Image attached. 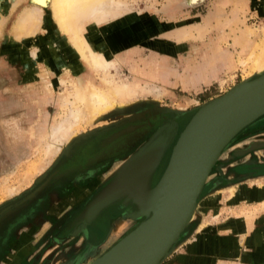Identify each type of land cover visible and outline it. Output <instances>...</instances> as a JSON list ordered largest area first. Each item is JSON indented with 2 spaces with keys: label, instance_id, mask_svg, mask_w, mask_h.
<instances>
[{
  "label": "rangeland",
  "instance_id": "374dc122",
  "mask_svg": "<svg viewBox=\"0 0 264 264\" xmlns=\"http://www.w3.org/2000/svg\"><path fill=\"white\" fill-rule=\"evenodd\" d=\"M12 2L0 0V18L4 17L0 24V205L28 189L62 155L68 154L73 144L92 134L149 113L152 118L159 114L155 126L166 120L167 114L168 118L186 121L202 101L244 80L248 57L264 35V0H124L123 10L107 18H93L87 21V28L90 33L100 31L107 36L99 44L108 48L114 45L109 59H115L116 65L109 66L108 71L112 79H122L138 91L123 106L84 123L75 141H66L51 155L45 153L44 143L61 111L62 99L71 91L65 85L68 83L62 85L58 78L78 76L86 73L88 67L70 51L65 53V38L54 29L52 14L45 11H40L35 31L14 37L19 14L34 3ZM112 28L114 34L106 32ZM181 28L187 31L184 36L177 35ZM241 35L251 43L250 50H242L237 43ZM209 68L214 69L213 76ZM101 76L98 71L96 83ZM151 86L158 87L159 93ZM178 126L177 121L176 133L181 129ZM137 146L126 151L124 157L111 160L103 173L95 174L93 186L80 205ZM168 151L169 148L154 171L152 182L163 168ZM201 187L194 216L175 247L201 223L214 231L220 226L231 227L235 253L219 264H264V113L231 137L210 166ZM241 191L248 198L240 196ZM74 200L76 204L80 198ZM115 203L127 205L120 201L112 204ZM127 211L115 220L117 227L107 231V235L104 226L95 227L90 243L84 245L76 239L71 252L60 250L58 242L52 239L48 219L41 228L8 239L0 254V264H87L141 219L127 216ZM52 212L59 213L58 208H50L46 216L51 218ZM72 234L75 236L76 231ZM102 234L106 236L100 242ZM92 239L95 243H91ZM220 241L218 247L225 252L227 244L222 237ZM22 251L29 252L26 261L18 260Z\"/></svg>",
  "mask_w": 264,
  "mask_h": 264
},
{
  "label": "water",
  "instance_id": "95a60500",
  "mask_svg": "<svg viewBox=\"0 0 264 264\" xmlns=\"http://www.w3.org/2000/svg\"><path fill=\"white\" fill-rule=\"evenodd\" d=\"M263 113L264 70L202 101L177 133L174 118L157 125L110 172L104 184L74 216L73 222L77 224L87 213L86 223L89 224L103 208L116 201L133 205V209L125 213L127 216H141L87 264L160 263L174 249L171 241L185 221L220 150L235 133ZM162 133H168L163 141L158 138ZM168 148L166 162L152 182L155 168ZM149 151L151 154L144 169L131 174L134 165ZM134 233L135 237L129 242Z\"/></svg>",
  "mask_w": 264,
  "mask_h": 264
},
{
  "label": "bare ground",
  "instance_id": "6f19581e",
  "mask_svg": "<svg viewBox=\"0 0 264 264\" xmlns=\"http://www.w3.org/2000/svg\"><path fill=\"white\" fill-rule=\"evenodd\" d=\"M12 1H13L12 3L16 2V0L15 1L12 0ZM31 1L34 3L32 8H26L22 11L21 14H19L17 21L14 24L15 36L14 35L13 36L20 38L21 36L31 32L33 27L38 24L41 14L40 11H45L49 16L50 14H52L54 21V29L60 32L62 37L64 36L65 38V49H68V51H66L65 53L70 51L76 57H78L82 62H84L86 68L88 67L86 73L79 74L78 76L75 77L60 76L58 78L60 84L64 85L65 83H68L65 85H69L71 91L69 90V94H67L69 97L64 96V98L62 99L61 111L58 114V118L55 119L54 126L47 134V141L44 143L46 146L45 153L46 152L51 153L52 155L55 154L58 150H60L59 148L61 144L63 143L66 144V141H72L73 139L75 141V137L77 136L76 133L81 127H83L84 123L88 124L92 122V120L100 116L103 112L108 111L114 107L123 106V104H126V102L129 101L131 97L135 96V93H137L138 89L131 87L130 84L127 85L126 82L123 81L122 79L121 80L117 79V81L112 79L111 77L112 75L110 76L108 71H109V66L112 67L116 65L115 59L112 60L109 59L111 51L115 49L113 47L114 45L111 46L112 45L111 44L110 45L111 47L108 48V46L106 47L105 45H103L104 43L99 44L98 42L99 41L102 42L101 41L102 38L107 40L108 39L107 36L104 37L100 31H98L95 34L90 33L91 31H88L87 28V21L93 18H105V17L107 18L110 14L121 11V9L123 10L124 9L123 6L125 5L124 0L123 1L118 0L115 2L114 0H31ZM3 18H0V24L2 23ZM109 30L106 32H110L114 34L115 32L114 28ZM185 32L187 31H185L184 28H181L180 30H178L179 34L177 35L184 36V34H186ZM238 38L239 39H237V43L241 45L242 50L245 51L250 50L251 43L248 40H245V37L242 35ZM68 67H70V65H68ZM74 68L72 67L73 70H75ZM263 70H264V35H261V37L257 42L256 50L252 51L248 57L247 72H246L247 74L245 73L246 76L244 79L249 78L252 75L261 72ZM98 71L102 73V76L100 77V81L96 83L95 75L97 74ZM152 89L155 90L157 93H159L158 87L157 88L152 87ZM167 120L170 119L167 118ZM127 122L129 123L125 124L126 122H124L123 124L114 128L115 130L112 133L108 134L106 137H104L100 144L104 147L109 144L107 148L110 149L112 146H117L123 141L129 140L131 136L137 133V131L140 130V127L143 126V124H136L135 122H131V121H127ZM116 125H114V127ZM169 132L170 129L168 130V133ZM168 133L165 134L162 133L161 135L158 136V138L162 139L163 141V136L165 138ZM150 154L151 153L149 151V153H147L144 157L142 156L139 159V161L134 165L135 167L132 168L131 174L139 172L140 170L144 169L147 161L149 160L148 156ZM11 191L12 189L10 190V192ZM253 192L258 193V191H254V190ZM32 194H34V192H32L30 195ZM245 194L246 192L244 191L240 192V195L242 196H245ZM127 205L131 206L129 210L133 209L132 204H127ZM196 208H197V197H195V199L193 200L191 204V208L187 214V217L183 222L181 228L179 229L178 233L173 237V240L171 241V245L175 244L174 242L177 235H180L184 230V228L187 226V224L191 221V219L194 216ZM87 216L88 214L86 213L84 216L81 217L82 221L81 222L78 221L76 226L77 233L85 231V226L87 224L86 223ZM135 233L132 236H130L131 238L129 239V242L133 240V238L135 237ZM127 245L123 246V248L126 247ZM79 263L80 262H77V264Z\"/></svg>",
  "mask_w": 264,
  "mask_h": 264
},
{
  "label": "flooded vegetation",
  "instance_id": "af4514ba",
  "mask_svg": "<svg viewBox=\"0 0 264 264\" xmlns=\"http://www.w3.org/2000/svg\"><path fill=\"white\" fill-rule=\"evenodd\" d=\"M158 115L152 118L150 113L143 114L138 119L131 120V122L143 124V126L129 140L123 141L117 146H112L110 149L107 148L109 144L104 147L100 143L117 126L112 129L107 128L104 131H99V133L90 135L84 141L76 145L73 144L68 154L62 155L28 189L17 197H13L11 200L2 203L0 205V240H2L0 242L2 243L0 254L4 251V244L8 239L29 234L31 229L41 228L42 223L48 219H50L49 226L52 233L50 236L56 243L58 242L60 250L64 248L67 252L72 251L76 239L80 240L81 243L85 242L84 245L90 243L91 233L95 227L104 226L106 228V235L107 231L116 228L117 223L115 220L121 218V215L131 208L130 205L121 206L119 203H115L107 206L99 212L91 223L86 224L84 233H77L76 230V235L73 236L72 234L75 231L74 228L77 226L73 222L74 216L87 202L86 200L81 205L79 204L81 199L87 197V192L93 186L95 174L103 173L105 171L104 167L109 165L108 163L111 160L121 156L124 157L123 155H125L126 151L134 149L135 146L143 141L149 132L156 127ZM168 116L169 114H167V118ZM177 121L178 127H182L185 123L179 117ZM127 123L129 122L126 121L125 124ZM81 146L82 148H80ZM32 192L34 194L30 195ZM75 198L76 200L80 198L76 204ZM68 199H70L69 202H67ZM77 204L79 206L74 212L73 209ZM52 207H57L59 213L52 212L53 214L50 218L46 215H48L47 210ZM72 211L74 212L73 215H71ZM27 225H31V227ZM105 234H102L101 238H99L100 242L106 236ZM93 242L95 243L92 239L91 243ZM28 254V251H22L18 260L26 261ZM62 256L67 257V254H63ZM74 259L76 260L77 256ZM60 261L63 262L62 259Z\"/></svg>",
  "mask_w": 264,
  "mask_h": 264
},
{
  "label": "crops",
  "instance_id": "0c3cea01",
  "mask_svg": "<svg viewBox=\"0 0 264 264\" xmlns=\"http://www.w3.org/2000/svg\"><path fill=\"white\" fill-rule=\"evenodd\" d=\"M209 69L210 75L213 76L214 69ZM202 226L203 223L191 229V232L188 233L189 236L181 240L159 264H219L223 262V259H227L235 253L234 245L236 243L231 227L220 226L217 227V231H214L212 228ZM221 237L222 242L227 244L225 252L220 251L218 247Z\"/></svg>",
  "mask_w": 264,
  "mask_h": 264
}]
</instances>
